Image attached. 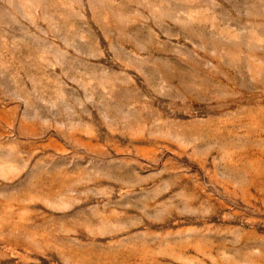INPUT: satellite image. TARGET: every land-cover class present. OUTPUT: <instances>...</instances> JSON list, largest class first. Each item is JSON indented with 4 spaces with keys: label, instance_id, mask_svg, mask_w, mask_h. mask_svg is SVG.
Segmentation results:
<instances>
[{
    "label": "rangeland",
    "instance_id": "rangeland-1",
    "mask_svg": "<svg viewBox=\"0 0 264 264\" xmlns=\"http://www.w3.org/2000/svg\"><path fill=\"white\" fill-rule=\"evenodd\" d=\"M0 264H264V0H0Z\"/></svg>",
    "mask_w": 264,
    "mask_h": 264
}]
</instances>
